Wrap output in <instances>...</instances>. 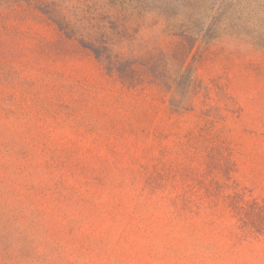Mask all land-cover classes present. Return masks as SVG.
Segmentation results:
<instances>
[{"label": "rangeland", "instance_id": "obj_1", "mask_svg": "<svg viewBox=\"0 0 264 264\" xmlns=\"http://www.w3.org/2000/svg\"><path fill=\"white\" fill-rule=\"evenodd\" d=\"M229 3L0 0V264H264V0Z\"/></svg>", "mask_w": 264, "mask_h": 264}, {"label": "trees", "instance_id": "obj_2", "mask_svg": "<svg viewBox=\"0 0 264 264\" xmlns=\"http://www.w3.org/2000/svg\"><path fill=\"white\" fill-rule=\"evenodd\" d=\"M114 5L135 11H155L164 14L169 21L178 10L205 9L212 14L229 7L230 0H108ZM183 9V10H182ZM211 33V31H209Z\"/></svg>", "mask_w": 264, "mask_h": 264}]
</instances>
